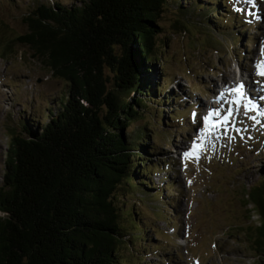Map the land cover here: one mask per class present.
Here are the masks:
<instances>
[{
    "label": "trees",
    "instance_id": "obj_1",
    "mask_svg": "<svg viewBox=\"0 0 264 264\" xmlns=\"http://www.w3.org/2000/svg\"><path fill=\"white\" fill-rule=\"evenodd\" d=\"M196 1L218 13L226 0ZM174 2L182 13V0ZM169 6L170 0H51L24 15L27 31L18 40L69 90L47 122L32 129L26 119L12 132L0 186V264H132L123 249L147 232L133 208L118 204L120 194L161 198L164 191L148 192L151 182L142 176L163 166L140 156L153 148L145 128L130 138L123 131L149 101L168 99L153 63L162 60L157 38ZM211 20L218 23L213 14ZM248 198L264 252V174Z\"/></svg>",
    "mask_w": 264,
    "mask_h": 264
},
{
    "label": "rangeland",
    "instance_id": "obj_2",
    "mask_svg": "<svg viewBox=\"0 0 264 264\" xmlns=\"http://www.w3.org/2000/svg\"><path fill=\"white\" fill-rule=\"evenodd\" d=\"M49 1L0 0V186L12 132L26 119L32 129L47 122L69 90L64 79L18 40L27 31L24 15L38 2ZM182 3V13L170 0L161 14L164 31L157 44L162 60L153 63L154 77L165 84L163 97L168 99L149 101L143 115L123 131L130 138L145 128L142 136L149 137L146 144L153 148L140 156L163 167L142 177L151 182L148 192L164 191L154 200L142 191L121 192L118 204L133 208L147 232L123 254L132 264H264V252L256 245L260 220L248 198L264 174V115L258 101L247 115L242 106L236 111L227 135L220 128L205 140L199 160L183 155L204 126L202 112L219 109L223 115L229 107L218 99L226 89L225 78L230 86L241 81L250 85L249 92L264 104V77L254 75L255 62L264 59V0H226L218 13L199 1ZM7 42L11 46L5 53Z\"/></svg>",
    "mask_w": 264,
    "mask_h": 264
},
{
    "label": "snow or ice",
    "instance_id": "obj_3",
    "mask_svg": "<svg viewBox=\"0 0 264 264\" xmlns=\"http://www.w3.org/2000/svg\"><path fill=\"white\" fill-rule=\"evenodd\" d=\"M262 56H264V50H262ZM254 67V75L264 77V59L256 61ZM254 83L257 85L260 84L258 80L254 81ZM260 87L262 90H264V85H260ZM228 96H231V99H228ZM218 99L221 101H227L229 107L223 115L221 114V111L217 109L209 112L203 118L204 126L199 130V136L194 139L191 149L183 153L186 160H199L200 152L204 149L203 142L207 140L213 133H216L218 129L224 128L225 132L223 135H227L229 123L233 120L236 111H239L241 106L245 111V115L257 107L253 104L251 98L248 96V93L246 92V86L243 81L226 88L224 92L219 94ZM261 99H264V97H261ZM233 105L236 107L234 108ZM261 115H264V110L261 111ZM213 117H218L219 119L214 120ZM251 119L256 120V117L252 116Z\"/></svg>",
    "mask_w": 264,
    "mask_h": 264
},
{
    "label": "bare ground",
    "instance_id": "obj_4",
    "mask_svg": "<svg viewBox=\"0 0 264 264\" xmlns=\"http://www.w3.org/2000/svg\"><path fill=\"white\" fill-rule=\"evenodd\" d=\"M248 70V69H247ZM245 84V83H244ZM224 85L226 86V88H228V87H230V84H229V80L227 79V78H225V82H224ZM245 86H246V92L248 93V96L251 98V100H252V102H257L258 101V106H259V108H261L262 110L264 109V104L263 103H260V101H259V97H258V95H255V94H251L250 92H249V88H250V85H247V84H245ZM219 91V90H218ZM220 92V91H219ZM261 94V93H260ZM262 106H261V105ZM202 107H203V104H202ZM204 108H206V106H204ZM258 109V108H257ZM199 110V109H198ZM197 110V114H199V111ZM203 114H205V115H207L208 114V110H207V108H206V110H204L203 112H202ZM197 114H195V116L197 115Z\"/></svg>",
    "mask_w": 264,
    "mask_h": 264
}]
</instances>
